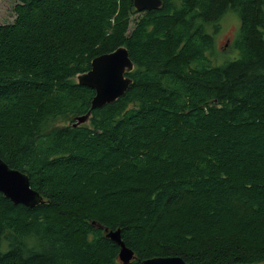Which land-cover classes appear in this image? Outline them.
<instances>
[{"label":"trees","instance_id":"16d2710c","mask_svg":"<svg viewBox=\"0 0 264 264\" xmlns=\"http://www.w3.org/2000/svg\"><path fill=\"white\" fill-rule=\"evenodd\" d=\"M16 1L0 24V158L43 201L0 191V264H124L99 223L128 264H264V0ZM229 11L238 57L215 65ZM120 46L132 83L74 127L96 95L78 75Z\"/></svg>","mask_w":264,"mask_h":264},{"label":"water","instance_id":"95a60500","mask_svg":"<svg viewBox=\"0 0 264 264\" xmlns=\"http://www.w3.org/2000/svg\"><path fill=\"white\" fill-rule=\"evenodd\" d=\"M138 11L157 9L162 5V0H134ZM134 62L126 46L96 56L92 60L91 69L78 75L79 84L91 87L96 95L92 100L91 109L84 115L74 118L73 126L76 127L89 121L92 111L108 103L116 101L123 96L132 83L128 75L134 69ZM0 191L14 203L35 207L43 201V196L30 185L29 177L12 167L0 158ZM120 246L119 256L124 264L130 263L135 254L126 246L121 238L120 230H110L103 224H97ZM142 264H189L180 256H155L142 261Z\"/></svg>","mask_w":264,"mask_h":264},{"label":"rangeland","instance_id":"374dc122","mask_svg":"<svg viewBox=\"0 0 264 264\" xmlns=\"http://www.w3.org/2000/svg\"><path fill=\"white\" fill-rule=\"evenodd\" d=\"M16 4V0H0V24L14 21L16 17ZM135 17L136 16H132L130 29L134 26ZM240 24L238 13L229 11L220 20L221 27L219 32L215 34L213 27L209 29V32L216 36V47L219 51L214 58L213 63L215 65H221L228 60L238 57V50L235 48L234 42L238 35Z\"/></svg>","mask_w":264,"mask_h":264}]
</instances>
